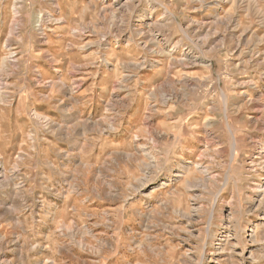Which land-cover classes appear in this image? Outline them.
<instances>
[{"label": "rangeland", "instance_id": "rangeland-1", "mask_svg": "<svg viewBox=\"0 0 264 264\" xmlns=\"http://www.w3.org/2000/svg\"><path fill=\"white\" fill-rule=\"evenodd\" d=\"M236 1L0 0V264H264Z\"/></svg>", "mask_w": 264, "mask_h": 264}, {"label": "bare ground", "instance_id": "bare-ground-1", "mask_svg": "<svg viewBox=\"0 0 264 264\" xmlns=\"http://www.w3.org/2000/svg\"><path fill=\"white\" fill-rule=\"evenodd\" d=\"M201 1V0H200ZM236 1V0H235ZM245 2V1H244ZM248 2V1H247ZM250 2L252 3V0H250ZM249 2V3H250ZM237 3V1H236ZM242 4V2H241ZM253 5V9L255 10V13L256 15L259 17V20L257 21H261L262 24H264V12L259 10L258 8H256V6L254 4ZM251 6V5H250ZM258 6V5H257ZM245 7V6H244ZM251 10V9H250ZM253 12V11H252ZM253 15V14H252ZM168 17V16H167ZM163 18V17H162ZM169 18V17H168ZM256 19V17H255ZM47 21V20H46ZM43 22H44V19L43 18H40L39 21L37 22L38 23V26H42L43 25ZM260 24V23H259ZM262 26V25H261ZM264 26V25H263ZM142 33V32H141ZM144 34V33H143ZM151 39V38H150ZM148 38L149 41L152 42V40H150ZM154 43V42H153ZM146 44V43H145ZM155 44V43H154ZM179 45V44H178ZM146 46V45H145ZM154 46V45H153ZM259 46L260 44L258 43L253 50V52H255L256 49H258V52L257 53H260L259 51ZM239 47V46H238ZM257 51V50H256ZM162 52V51H161ZM245 52V51H244ZM163 53V52H162ZM240 53V52H239ZM158 54V53H157ZM243 57V56H242ZM250 58V57H249ZM251 59V58H250ZM249 59V60H250ZM257 59V58H256ZM264 59V57H263ZM248 60V61H249ZM255 59L253 58V61ZM8 61V60H7ZM240 65H242V58H240ZM4 62H6V59L4 60ZM146 62V61H145ZM252 62V61H251ZM143 63H134L132 64V66L136 67V68H142L143 67ZM251 64V63H249ZM160 63L157 62L156 66H159ZM5 66V65H4ZM237 66V65H236ZM237 66V67H238ZM6 67V66H5ZM262 68V67H261ZM262 70V69H261ZM264 70V69H263ZM262 70V71H263ZM259 71V70H258ZM261 72V71H260ZM263 75L262 78H264V73H259V75ZM260 78V77H259ZM2 81V80H1ZM257 82V81H256ZM255 81H243L240 83H238V85L243 88V92H241V108L242 109H246L247 112H250V110H255L256 112H258L261 116H260V119H258L259 121L258 122H261V127L259 128V132L261 133V138L259 140L255 139V138H252V141L250 139V144L249 147L250 149H252V151H250L249 154L246 155V153L244 154L245 156V159L248 161L250 160L251 161V168L250 170H252V175L254 178H256L257 182L254 183V186L251 187V191H252V196H247V202L250 201L251 204L254 205V203H257L258 204V207H264V185H262V181L264 180V97L263 95H259L258 98H253L251 96V93L250 91H257L258 89V83H256ZM188 85V83H186ZM186 85V86H187ZM189 86V85H188ZM191 86V85H190ZM189 86V87H190ZM235 86V85H234ZM245 89V91H244ZM260 92V91H259ZM253 95V94H252ZM164 100V103L168 102L169 100L164 97L163 98ZM215 108H211V111L213 110L214 111ZM246 122L247 121H250V120H255L257 122V119H255L254 117H252L251 115L249 114H246V118H245ZM216 120L214 118H210L209 120H207V126L209 128H211L214 124ZM230 125V124H229ZM231 130V129H230ZM212 139V138H211ZM214 142V141H212ZM235 145V144H234ZM233 148V147H232ZM250 164V165H251ZM230 176V175H229ZM246 202V203H247ZM231 203L229 202L228 205H230ZM257 209V208H256ZM264 220V219H263ZM263 238H264V234H263Z\"/></svg>", "mask_w": 264, "mask_h": 264}]
</instances>
